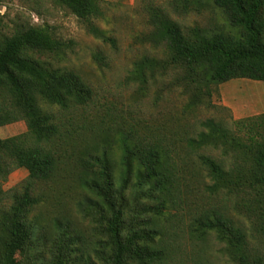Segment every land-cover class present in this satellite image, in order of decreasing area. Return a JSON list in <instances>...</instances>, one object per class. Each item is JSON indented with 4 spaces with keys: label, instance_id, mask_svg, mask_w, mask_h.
<instances>
[{
    "label": "trees",
    "instance_id": "16d2710c",
    "mask_svg": "<svg viewBox=\"0 0 264 264\" xmlns=\"http://www.w3.org/2000/svg\"><path fill=\"white\" fill-rule=\"evenodd\" d=\"M55 2L116 46L113 36L92 24L104 13L103 0ZM213 8L224 14L214 27L185 26L172 15ZM147 14L150 30L140 40L151 52L134 61L128 76L140 92L174 74L194 110L209 104L218 84L236 78L264 81V0H170L169 7L150 5ZM71 47L45 26L20 22L6 31L0 23V127L18 120L27 124V132L0 138V264H37L31 255L38 225L31 212L41 201L36 188L58 175L69 157L60 115L94 98L92 85L59 63ZM235 124L244 129L247 142L215 118L202 120L200 130L179 141L133 128L121 129L115 147L100 145L95 136L81 152L78 180L89 191L86 202L95 210L88 214L104 237L73 235L56 219L57 250L50 264H181L182 225L200 243L214 236L231 264H264V251L252 244L249 229L227 210L200 206L201 213L184 222L183 204L196 177L189 169L193 160L208 178L210 195L237 196L233 209L264 235V114ZM209 146L230 150L231 165L199 153ZM17 168H25L28 176L4 190Z\"/></svg>",
    "mask_w": 264,
    "mask_h": 264
},
{
    "label": "rangeland",
    "instance_id": "374dc122",
    "mask_svg": "<svg viewBox=\"0 0 264 264\" xmlns=\"http://www.w3.org/2000/svg\"><path fill=\"white\" fill-rule=\"evenodd\" d=\"M103 1L104 13L92 24L113 36L116 46L98 38L90 30L91 24L55 0H12L0 4V23L6 26V31L23 22L45 26L56 37L70 41L72 47L59 63L80 73L95 91L94 98L87 105L62 111L60 115L62 144L67 148L69 157L58 175L36 188V195L41 197V201L31 212L38 223L31 255H34L37 264H50V258L57 250L53 240L54 236H58L56 219L61 222L58 227L73 235H82L88 240L93 235L97 239L98 236L104 237L97 232L100 228L88 214L95 210L86 202L89 191L78 180L81 152L86 146H92L95 136L100 145L109 143L115 147L121 129L133 128L141 135L179 141L200 130L202 120L215 118L224 120L233 134L247 142L244 129H236L235 121L264 114V81L248 78H236L216 85V91L207 101L209 104L194 110L188 108V96L182 86L174 82V74L166 75L152 83L146 92H140L128 76L134 61L151 52V47L140 40V36L150 30L147 8L150 5L169 7L170 0ZM172 15L185 26L199 24L214 27L224 20V14L218 8L201 13L172 12ZM24 132H27V124L18 120L1 126L0 138ZM199 153L209 155L226 166L231 165L233 160L230 150L221 146H209L199 150ZM189 167L196 177L191 180L192 189L187 192L188 198L183 204L184 222L188 223L200 214L202 206L227 210L230 216L249 229L252 244L264 251V235L253 228L250 220L233 209L239 198L226 194L212 197L205 189L208 181L206 174L199 172V166L193 160ZM27 176L25 168L15 169L3 184V189L8 191L19 186ZM238 210L241 211L240 208ZM187 232L183 225L178 229L179 237L185 244L181 264H231L223 245L214 236L206 243H200L192 240Z\"/></svg>",
    "mask_w": 264,
    "mask_h": 264
}]
</instances>
